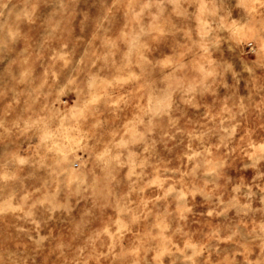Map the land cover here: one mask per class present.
<instances>
[{
	"label": "rangeland",
	"instance_id": "1",
	"mask_svg": "<svg viewBox=\"0 0 264 264\" xmlns=\"http://www.w3.org/2000/svg\"><path fill=\"white\" fill-rule=\"evenodd\" d=\"M0 264H264V0H0Z\"/></svg>",
	"mask_w": 264,
	"mask_h": 264
}]
</instances>
